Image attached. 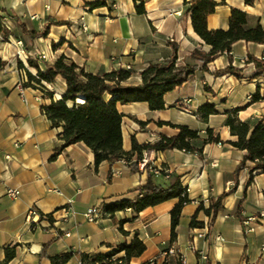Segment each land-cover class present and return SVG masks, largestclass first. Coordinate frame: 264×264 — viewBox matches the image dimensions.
I'll use <instances>...</instances> for the list:
<instances>
[{"label": "crops", "instance_id": "1", "mask_svg": "<svg viewBox=\"0 0 264 264\" xmlns=\"http://www.w3.org/2000/svg\"><path fill=\"white\" fill-rule=\"evenodd\" d=\"M101 1L0 0L4 30L0 32V62L8 64L0 70V264H52L50 258L67 254L72 257L66 264H91L96 256L130 245L136 236L147 251L130 264H146L168 248L183 255L186 264H198L197 253L206 255L209 264H264V219H255L264 211V176H257L251 185L249 170L235 176L245 153L230 145L238 140L225 127V114L231 110H239V120L252 127L264 124V101L252 102L257 94L264 100V77L256 78L254 65H247L249 56L264 58V46L238 42L231 55L233 67L243 71L242 79L214 76L230 65L228 56H220L208 65L209 73H198L166 95L165 111L151 112L146 104H119L124 116L123 151L129 160L96 166L84 144L62 150L63 129H53L41 109L50 101L40 91L23 89L17 62L35 75L28 67L29 58L45 71L46 64L65 57L93 75L130 71L132 77L123 85L138 87L142 72L171 59L172 45L178 48L179 65L192 64L189 57L194 52L211 51L193 31L185 4L194 0H144L145 16L137 15L132 0H112L93 11L88 7ZM213 1L225 5L208 18L210 31H228L232 9L247 14L246 30L257 26L264 30V0H255L253 7L243 0ZM59 23L68 25L51 26L47 38L35 40L23 35L20 27L42 33L50 24ZM46 88L55 101L66 94L60 78ZM207 104L214 105L219 115L203 123L197 112ZM170 125L186 126L203 140L208 130H214L221 144L204 146L202 156L178 150L144 153L141 158L131 154L132 138L139 145H149L161 136H178ZM143 162L154 172L156 185L169 189L179 179L187 192L190 204L182 210L174 244L171 212L177 200L140 214L134 210L119 213L117 223L103 215L96 223L83 217L88 210L133 200L136 195L131 193L147 183L148 173L140 169ZM136 163L139 172L133 173L131 165ZM7 190L20 191L19 198L9 199ZM227 192L231 194L211 226V219L198 213L199 208L203 205L208 210L211 199ZM240 204L244 221L237 217ZM69 206L77 213L72 218L64 211ZM31 210L42 216L34 229L26 222ZM196 216L203 229L190 228ZM120 222L126 235L120 231ZM247 227L254 231L248 234ZM199 234L204 238H198ZM7 251H14L15 257L5 263ZM117 257L123 259L124 254ZM166 264L177 262L168 257Z\"/></svg>", "mask_w": 264, "mask_h": 264}, {"label": "trees", "instance_id": "2", "mask_svg": "<svg viewBox=\"0 0 264 264\" xmlns=\"http://www.w3.org/2000/svg\"><path fill=\"white\" fill-rule=\"evenodd\" d=\"M112 0H103L90 4L91 11L101 9L107 6ZM136 6L138 16H145L144 0H132ZM246 6L253 7L255 0H243ZM225 5L217 4L213 0H194L186 2L188 13L191 14V21L194 33L211 48L209 53L194 52L190 55L192 64L179 65L178 48L172 45L173 56L164 63L151 65L141 73L142 85L138 87H127L123 84L131 77L130 71H116L110 74L93 75L87 73L84 69L76 66L72 61L61 57L53 65H45V71H42L38 63L32 59L27 60L29 69L36 72L33 75L24 64L17 62V68L24 73L25 81L22 83L23 89H32L40 91L43 99L49 100L50 104L43 106L42 112L51 123L53 129H63L60 139L64 142L63 149L77 144H84L94 155L95 165L102 163L113 164L119 161H128L129 154L123 151V119L117 106L131 104H146L151 112H162L166 110L165 96L182 88L191 77L198 73H209L208 65L213 63L220 56H228L230 65L225 70L218 71L215 77L232 76L242 79V70L233 67L232 49L238 42L247 44H257L264 46V30L261 26L255 29L246 30L247 14L232 9L228 31H210L207 27L208 18L215 14L218 7ZM68 24H50L42 33L29 32L24 25H20L23 35L31 40L47 38L51 26H63ZM0 18V32H3ZM8 64L0 62V70H3ZM247 65H254L255 77H264V58L258 60L249 56ZM60 78L66 85V94L55 101L54 94L46 88V85H52ZM208 93L211 90L206 89ZM264 101L260 94L253 97V103ZM239 110H231L225 114V127L229 129L230 135L237 138L236 143H230L235 149L244 152L245 156L237 167L235 176L242 171L249 170V183L251 185L257 176H264V124L252 127L248 123H243L238 118ZM219 113L214 105L207 104L201 107L197 116L203 123H208L213 116ZM163 125V124H161ZM179 132L178 136H161L155 144L139 145L132 138L131 154H136L139 158L144 153H165L167 151H181L188 154L202 156L203 147L206 145L221 144L220 138L215 137L214 130L206 132V139H202L198 132L190 130L186 126H172ZM133 173L139 172L138 163L131 165ZM148 173L145 186L137 188L131 194L136 195L133 200H122L111 205L103 207L102 215L104 218L116 221V215L129 210H134L137 214L143 213L149 208H155L169 201L177 200L178 204L171 212V244L177 240L176 229L180 224L183 208L190 204L187 192L184 191L179 179L173 180L169 189H164L156 185L153 181V175ZM231 194L224 193L217 200H210V207L205 210L201 205L198 213L204 212L211 219V226L217 215L223 209V201ZM241 204L237 210V217L242 218L240 214ZM244 221V220H243ZM123 222L119 223L120 231H123ZM191 229H203L204 225L197 222V216L190 224ZM147 248L136 236L130 245L124 244L106 256H96L91 264H102L105 260L116 258L120 264H130L133 259L140 258ZM124 254L123 259L117 256ZM15 257L14 251L6 252V261L8 263ZM72 257L67 254L62 257L50 258L52 264H66Z\"/></svg>", "mask_w": 264, "mask_h": 264}, {"label": "built area", "instance_id": "3", "mask_svg": "<svg viewBox=\"0 0 264 264\" xmlns=\"http://www.w3.org/2000/svg\"><path fill=\"white\" fill-rule=\"evenodd\" d=\"M19 46H22V43H19ZM18 56L20 57V54ZM21 74L23 75V78L21 80V85H22V83L25 81V76H24L23 72H21ZM7 159H10V158H7ZM123 162H125V161H123ZM146 166H147L146 162H143L140 166V169L146 170ZM149 172L151 174L154 173L151 169H149ZM6 195L9 199L16 200L20 196V191L7 190ZM102 210H103L102 207L88 210L86 213L83 214V217L89 223H96L97 221H99L100 216L102 215ZM64 211L70 218L77 215V213L73 210V208L71 206L65 208ZM40 219H42V216L36 210H31L27 215L26 222L29 225V227L34 229L37 226ZM255 219L263 220L264 219V211H262L259 214V216L256 217ZM245 225L248 226V223L245 222ZM253 231L254 230L252 228L247 227V229H246V232L248 234L252 233ZM198 238L203 239L204 236L199 234ZM193 249H194V247H193ZM263 251H264V248H263ZM168 257H174L177 264H186L187 263L186 259L183 255H181L179 252H177L174 248H168L165 251L161 252V254L157 258L152 259L151 261H149L146 264H166ZM116 260H117L116 258H113L110 260H105L102 264H115L117 262ZM197 263L198 264H209L208 257L202 253H197ZM97 264H100V263H97Z\"/></svg>", "mask_w": 264, "mask_h": 264}]
</instances>
